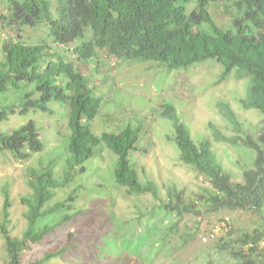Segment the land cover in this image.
Here are the masks:
<instances>
[{"label":"trees","instance_id":"obj_1","mask_svg":"<svg viewBox=\"0 0 264 264\" xmlns=\"http://www.w3.org/2000/svg\"><path fill=\"white\" fill-rule=\"evenodd\" d=\"M6 1L8 14L0 17L3 22L19 30L46 26V34L54 43L48 42L46 36H39L37 42L21 40L20 33L18 38L4 42L0 62V99L3 101L0 121L15 114L18 107L22 113L41 110L53 114L56 110L51 102L62 106L60 116L67 118L62 155L41 159V165L31 169L28 183L32 194L24 198L29 208L28 227L21 237L13 236L8 228L10 202L9 192L5 190L0 231L5 238L8 264H23V255L31 243L41 241L53 230L55 225L37 226L40 218L60 211L63 206V202H57L53 208L46 209L54 196L53 190L73 181L86 168L85 162L100 153L102 145L118 156L114 171L118 186L136 194L149 192L156 200L161 198L157 183L142 181L130 157L138 145L139 128L128 124L119 131H105L101 135L92 129L102 100L92 94L82 65L99 53L128 60L156 61L170 70L216 59L224 67L223 77L236 69L239 77L249 78L242 103L245 108L264 114V0H234L242 14L229 28L218 25L211 16L208 7L214 0H56V14L52 0ZM193 1L196 5L190 10ZM204 24L209 26L203 28ZM76 40L74 48L60 50V45ZM219 107L235 134L227 136L215 127V140L243 144L255 151L254 165L243 169V181H234L219 162L209 138L200 143L195 141L190 128L173 111L172 104H165L163 114L174 123V141L180 159L192 165L211 184L196 200L211 211L245 210L263 216L264 126L252 133L228 102H220ZM56 122L58 129L59 121ZM38 123L32 118L12 132H0V148L24 157L42 150L43 125ZM61 158L65 160L64 173L57 175L55 166ZM168 195L164 208L170 212L184 215L194 208L197 213L201 211L195 201L193 205L188 203L184 191L175 185H170ZM66 218L70 216L63 220ZM172 227L176 228L177 223ZM217 239L219 249H227L231 244L238 247L230 253L239 258L240 264H264V244H261L264 218L260 225L244 230L236 239L225 236ZM60 253L61 250L48 253L46 257Z\"/></svg>","mask_w":264,"mask_h":264},{"label":"rangeland","instance_id":"obj_2","mask_svg":"<svg viewBox=\"0 0 264 264\" xmlns=\"http://www.w3.org/2000/svg\"><path fill=\"white\" fill-rule=\"evenodd\" d=\"M195 5L193 1L189 9ZM208 9L214 21L226 28L233 26L242 14L234 0H214ZM4 14H8V3L0 0V17ZM207 26L204 24L203 28ZM47 30L46 26L15 29L0 18V62L6 40L18 38L20 33L21 40L37 42L39 36H46L48 42L54 43L47 36ZM77 42L59 48L72 49ZM99 54L82 65L92 94L102 100L92 129L101 135L105 131H119L128 124L138 127L140 138L130 157L142 181L157 183L161 198L156 200L149 192L136 194L118 186L114 175L118 156L102 145L100 153L85 162L86 168L73 181L53 190L54 196L46 209L53 208L57 202H63V206L60 211L40 218L37 226H55L41 241L31 243L23 255V264H209L208 261L240 264L239 258L230 253L238 247L231 244L227 249H219L217 238L236 239L244 230L260 225L264 215L245 210L211 211L196 200L211 184L192 165L180 159L174 141V123L163 111L165 104H172L173 111L190 128L195 141L200 143L209 138L219 162L234 181H243V169L254 165L255 151L243 144L215 140L213 129L217 127L227 136L235 134L220 110V102H228L250 132L256 133L264 126V114L245 108L242 103L249 78L239 77L236 69L223 77L224 67L216 59L170 70L156 61ZM51 106L56 110L53 114L41 110L22 113L18 107L15 114L0 121V132L6 133L33 118L39 126L43 125L41 138L45 142L42 150L26 157L0 148V222L4 220L5 190H8L7 220L13 236L21 237L28 227L29 208L24 198L32 194L28 183L32 167L38 168L41 159L62 155L67 118L60 116L63 107L57 102H51ZM64 168L65 160L61 158L55 166L57 175L63 174ZM170 185L183 190L185 200L192 205L195 201L201 211L197 213L194 208L192 212L178 215L165 209ZM65 216L70 218L63 220ZM224 218L228 219L225 223L221 222ZM175 223L177 227L173 228ZM60 250V254L47 259L48 253ZM0 264H8L1 231Z\"/></svg>","mask_w":264,"mask_h":264},{"label":"clouds","instance_id":"obj_3","mask_svg":"<svg viewBox=\"0 0 264 264\" xmlns=\"http://www.w3.org/2000/svg\"><path fill=\"white\" fill-rule=\"evenodd\" d=\"M225 220H226V221H221V222H224V223H225V222H227V221H228V219H227V218H225ZM220 224H222V223H220ZM214 236H215V235H214ZM214 236H213V237H214ZM261 244L263 245V244H264V241H262V242H261Z\"/></svg>","mask_w":264,"mask_h":264},{"label":"built area","instance_id":"obj_4","mask_svg":"<svg viewBox=\"0 0 264 264\" xmlns=\"http://www.w3.org/2000/svg\"><path fill=\"white\" fill-rule=\"evenodd\" d=\"M217 226H219L218 224H217ZM220 227V229H221V226H219ZM213 236H214V234H213Z\"/></svg>","mask_w":264,"mask_h":264}]
</instances>
